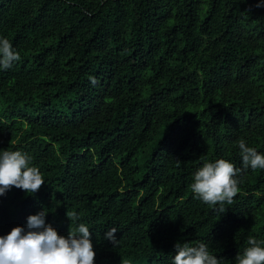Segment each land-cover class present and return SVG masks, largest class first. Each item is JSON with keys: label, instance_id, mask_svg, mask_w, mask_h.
<instances>
[{"label": "trees", "instance_id": "16d2710c", "mask_svg": "<svg viewBox=\"0 0 264 264\" xmlns=\"http://www.w3.org/2000/svg\"><path fill=\"white\" fill-rule=\"evenodd\" d=\"M257 4L0 0V40L20 55L0 67V155L27 154L45 181L0 195V236L46 210L61 236L89 228L94 264H173L178 241L237 264L264 241V169L244 170L239 149L264 155ZM219 159L241 169L225 213L191 189Z\"/></svg>", "mask_w": 264, "mask_h": 264}, {"label": "clouds", "instance_id": "9594fccd", "mask_svg": "<svg viewBox=\"0 0 264 264\" xmlns=\"http://www.w3.org/2000/svg\"><path fill=\"white\" fill-rule=\"evenodd\" d=\"M257 7L264 5L257 4ZM20 60L8 39L0 40V67L10 69ZM93 83L95 81L93 80ZM243 169H264V155L255 148L239 141ZM31 157L21 151H3L0 155V195L12 187L22 189L29 194L37 193L45 181L39 168L30 165ZM241 169L231 162L219 159L215 163H205L194 176L192 191L205 204L219 206L218 211L225 213L224 205H231L237 195L239 181L235 178ZM48 212L43 210L28 217L27 230L15 227L7 236H0V264H94L95 251L90 239L89 228L80 223L76 232L67 237L58 234L50 224L46 225ZM71 222L78 219L75 212L68 213ZM113 228L107 231L105 238L114 245L118 243ZM250 245L243 255H237V264H264V241L249 237ZM173 264H219L217 257L210 254L205 243L190 246L178 241Z\"/></svg>", "mask_w": 264, "mask_h": 264}]
</instances>
